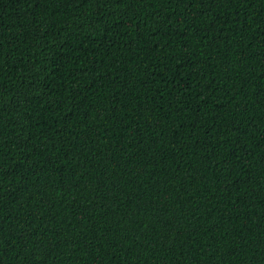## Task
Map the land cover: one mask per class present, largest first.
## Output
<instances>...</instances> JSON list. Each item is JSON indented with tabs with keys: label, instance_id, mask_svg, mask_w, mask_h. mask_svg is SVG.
<instances>
[{
	"label": "trees",
	"instance_id": "1",
	"mask_svg": "<svg viewBox=\"0 0 264 264\" xmlns=\"http://www.w3.org/2000/svg\"><path fill=\"white\" fill-rule=\"evenodd\" d=\"M0 264H264V0H0Z\"/></svg>",
	"mask_w": 264,
	"mask_h": 264
}]
</instances>
